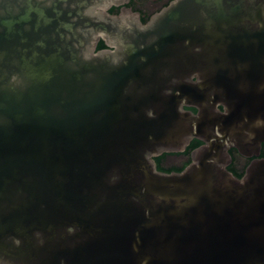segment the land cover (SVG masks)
<instances>
[{"label": "water", "instance_id": "1", "mask_svg": "<svg viewBox=\"0 0 264 264\" xmlns=\"http://www.w3.org/2000/svg\"><path fill=\"white\" fill-rule=\"evenodd\" d=\"M104 1L0 0V264H264V0Z\"/></svg>", "mask_w": 264, "mask_h": 264}, {"label": "flooded vegetation", "instance_id": "2", "mask_svg": "<svg viewBox=\"0 0 264 264\" xmlns=\"http://www.w3.org/2000/svg\"><path fill=\"white\" fill-rule=\"evenodd\" d=\"M174 0H105L107 12L113 17H125L127 20H138L142 25L149 24L156 16L161 14ZM108 48L101 39L97 49ZM260 83V82H259ZM196 111L194 107H190ZM222 109L223 107L220 106ZM203 143L198 138H193L184 151L163 152L155 157L157 167L161 170L181 171L192 160V151ZM232 161L228 169L237 177H242L249 164L258 159H264V142L261 143L259 154L246 156L236 147L230 148Z\"/></svg>", "mask_w": 264, "mask_h": 264}, {"label": "trees", "instance_id": "3", "mask_svg": "<svg viewBox=\"0 0 264 264\" xmlns=\"http://www.w3.org/2000/svg\"><path fill=\"white\" fill-rule=\"evenodd\" d=\"M158 169L161 170V167L159 166ZM162 171L170 172V170H162Z\"/></svg>", "mask_w": 264, "mask_h": 264}]
</instances>
